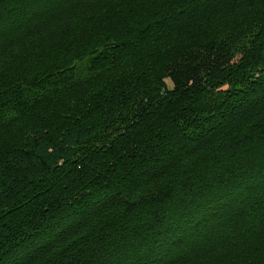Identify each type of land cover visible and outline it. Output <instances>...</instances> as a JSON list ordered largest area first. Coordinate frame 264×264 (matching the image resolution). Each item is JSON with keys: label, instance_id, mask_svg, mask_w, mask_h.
I'll use <instances>...</instances> for the list:
<instances>
[{"label": "trees", "instance_id": "16d2710c", "mask_svg": "<svg viewBox=\"0 0 264 264\" xmlns=\"http://www.w3.org/2000/svg\"><path fill=\"white\" fill-rule=\"evenodd\" d=\"M0 264H264V0H0Z\"/></svg>", "mask_w": 264, "mask_h": 264}]
</instances>
